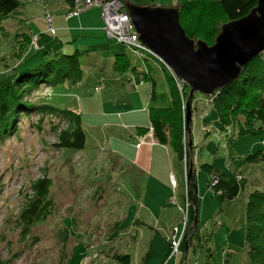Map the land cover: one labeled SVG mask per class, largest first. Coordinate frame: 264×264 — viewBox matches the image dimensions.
I'll list each match as a JSON object with an SVG mask.
<instances>
[{"label":"rangeland","instance_id":"1","mask_svg":"<svg viewBox=\"0 0 264 264\" xmlns=\"http://www.w3.org/2000/svg\"><path fill=\"white\" fill-rule=\"evenodd\" d=\"M142 1L152 6H172L178 0ZM19 2L16 13L0 24V81L16 66L20 73L27 69L36 72L54 57L53 41L58 36L45 30L48 26L42 19L45 15H60L65 1ZM37 5L44 10L35 21L27 10L32 11ZM28 22H33L32 32ZM28 33H32V39L38 35L36 41L43 46L42 50H29L30 44L21 37ZM105 35L97 47L78 44L81 49H88L81 50L80 79L84 80L81 85L54 82L52 71L46 74L49 82L39 83L22 97L29 105L45 104L82 113L87 136L82 149L53 146L56 141L53 126H65L63 116L16 108L12 127L0 129V264H124L113 259V253L129 255L128 264H162L172 229L180 228L181 213L176 208L183 205L186 179L190 178L189 168L187 177L184 176V158L180 160L170 148L162 151L163 164L177 181V188L170 187L169 193L163 186L153 185L148 172H140L137 165L120 161L121 152L128 155L139 147L132 141L130 129H124L121 123L130 124L133 116L144 123L147 119L144 112L122 115L125 106L107 101L114 100L120 89L119 85L114 86L113 80L117 79L111 67L118 55H124L121 57L126 58L129 68H141L142 60L128 47ZM261 58L264 60V51ZM154 66L157 70L153 76L160 91L164 89L162 65L156 62ZM144 87H151L150 81ZM208 98L198 92L194 94L190 133L183 118V142L188 144L189 138L192 141L197 195V229L188 239L185 263L250 264L245 207L251 191L256 188L264 191V130L240 133V126H246L241 113L232 124H223L213 104L206 102ZM185 102L186 99L182 101V117H186ZM39 118H43L41 128H37ZM116 123L120 124L116 126ZM252 123L255 130L263 127L259 121ZM120 133L126 135L125 139L117 140ZM187 151L190 152L188 145ZM258 152L261 159H247ZM222 173L227 179H243L242 189L231 200H219L209 187L211 179ZM44 176L52 180L51 206L43 219L22 232L19 215L35 195V182ZM178 253L180 260L182 249Z\"/></svg>","mask_w":264,"mask_h":264},{"label":"trees","instance_id":"2","mask_svg":"<svg viewBox=\"0 0 264 264\" xmlns=\"http://www.w3.org/2000/svg\"><path fill=\"white\" fill-rule=\"evenodd\" d=\"M133 1L139 3V0ZM177 2L181 6L179 21L187 36L193 39H202L210 45L214 42L217 30L219 31L223 23L247 15L257 5V0H178ZM71 4L72 0H67L68 8ZM19 7V0H0V24L10 14L16 13ZM21 37L24 43H30L32 40L28 35ZM32 49H38V46L37 48H29V50ZM16 55L18 56V54ZM80 55L81 52L79 50H75L71 54L57 55L44 62L42 68L36 72L27 69L20 73L18 70L19 66L12 68L11 74L0 81V129L3 128L6 130L9 126L10 128L12 127L15 115L14 110L16 108L18 111H22V109H26V111L33 109L43 114L48 113L49 115L63 116L66 118L65 126H53L56 135V141L53 143V146L58 149H82L85 145L86 135L81 126L79 114L70 110H58L45 104L29 105L22 100L24 93L32 91L41 82H49L46 80V74L52 71L54 72V82L69 81L70 83H76L82 76L79 60ZM121 56L124 55L116 56L114 61V70L116 71H123L129 68L128 61ZM152 59L142 60L144 70L140 72V79L150 81V100L156 103L149 107V121L153 137L161 145H167L172 149L180 160L185 158L186 167L189 168L190 152L187 151L188 144L186 143V145L183 142L185 136L183 118L186 117H182V101L187 98L189 87L169 72L158 59ZM156 62L162 65L164 76V80H160L162 83L161 86L164 89L160 91L157 90V80L153 76V72L157 70L154 66ZM132 69H135V67ZM35 76H39V78ZM26 83H30L31 85L24 87ZM19 89H21V92H19ZM263 90L264 60L261 58L260 53L243 67L238 79L213 93L214 96L211 103L223 124H232L241 113L246 119L244 123L246 126H240V133L254 134L264 130ZM207 98L208 96H206ZM194 102L192 98L190 102L191 113ZM42 121L43 118H39L37 128H41ZM253 121H259L263 124V127L260 126L255 130L252 126ZM189 125L191 126V121ZM140 131L144 132L145 129H140ZM259 153L249 155L247 159H252V161L259 160L261 159ZM213 179L215 181L217 180V184H213ZM187 182L186 197L184 198L183 205H180V207L183 208L186 199L189 200V206L187 208L188 228L183 235L180 250L184 249L187 235L190 232V224L193 219V205L190 203L196 195L195 176L193 172L191 178L187 179ZM242 183V178L238 177L236 179L232 177L227 179L225 173H222L217 174V177L215 176L211 179L209 187L219 200H231L242 189ZM51 184L52 180L47 176L41 177L35 182L33 186L35 195L19 215V220L23 224L22 232H26L30 226L43 219L48 213L52 203L50 198ZM170 186L172 187L171 182ZM176 188H173V190ZM245 213V240L248 246L250 264H264V191L256 188L250 192ZM65 236H67V232H65ZM169 247L170 244L168 241ZM112 258L124 264H128L130 261L129 255L122 253H113Z\"/></svg>","mask_w":264,"mask_h":264},{"label":"water","instance_id":"3","mask_svg":"<svg viewBox=\"0 0 264 264\" xmlns=\"http://www.w3.org/2000/svg\"><path fill=\"white\" fill-rule=\"evenodd\" d=\"M139 40L172 70L182 83L189 87L185 102L187 131L190 133V102L195 93L211 96L216 90L235 81L243 67L264 51V0H257L251 11L236 20L223 23L214 42L189 38L180 24L181 6L142 5L126 1ZM188 148L191 156L189 176L192 175V141ZM193 205L192 230L187 235L183 253L187 252L188 239L197 227V195Z\"/></svg>","mask_w":264,"mask_h":264},{"label":"crops","instance_id":"4","mask_svg":"<svg viewBox=\"0 0 264 264\" xmlns=\"http://www.w3.org/2000/svg\"><path fill=\"white\" fill-rule=\"evenodd\" d=\"M64 1L65 2L61 5L60 10H59L61 14L59 13L60 15L57 14L58 16H55V17L51 16V22H50L51 27L54 29V34L58 36V38L53 41L56 45L55 51H54V57L57 55L61 56V55L68 54V53L71 54L70 52L72 50H79L81 52V55H80L81 57L83 54L82 51H85L88 49L83 50L79 47L78 44H86L87 48H92V47L94 48L99 45V39L103 35H105L103 34L104 30H103L102 12L99 7H92L87 10L81 11L77 15L69 16L68 9H67L68 8L67 0H64ZM139 4L147 5L148 3L140 0ZM37 6L38 8H32L33 9L32 11L30 9L27 10L28 14L36 18L35 21L38 20L36 16L42 12V9L44 10L43 7H39V5ZM45 17L46 15L44 16L42 21H44V24L45 23L47 24ZM54 20L56 24L52 25ZM32 23L33 22H28V25H30V32H32V29H33ZM45 30L47 29L45 28ZM28 36L29 38H32V33H28ZM35 36H37V40H38V35H35ZM36 44L39 50L43 49V46L39 45L37 41H36ZM81 59L82 57L79 58V60ZM114 61L111 67L112 71H114V76L116 75V79H117V80H113L115 83L114 86L119 85L120 89L117 90L118 96L114 100L110 98V99H107V101H113L114 104L115 103L120 104V105L122 104V106H125L126 109L123 111L122 115L132 114L133 116V114L144 112L145 119H147L146 123H144L145 121H140L137 117L133 116L130 124L121 123L124 129H128V128L130 129L129 135L131 134L133 135L131 136L132 141H135V144L138 145L139 147H136V150H134V152L131 151L130 153H128V155L121 152L122 155L119 156L120 161H125L134 167H136L135 165H137L139 168L138 170L140 172H143V171L148 172V175H151L153 178V185L163 186L166 189V192L169 193L170 187H171L170 181H169V173H168V169H166L165 165L163 164V158H162L163 156L162 151L166 152L168 150L166 148H169V147L167 145H161L153 137V132H152V128H151L150 121H149V107L156 103L150 100L151 87H147V88L144 87L146 80L140 79L141 78L140 72L144 70L143 61H142L141 68H135V69L127 68L123 71L113 70ZM129 70L130 72H128ZM83 81H84L83 79L82 80L80 79V81H77L75 85L76 86L81 85ZM63 83H70V82L64 81ZM44 85L45 87L47 86L46 84ZM113 92L115 93L116 90L114 89ZM80 100L82 101V99ZM103 108L105 110L107 109V106H104ZM81 114L82 113H79V115ZM80 119H81V126H82L81 116H80ZM119 124L120 123H116V126ZM100 127L101 125L99 126V128ZM140 129H145V131L142 132L140 131ZM83 130L85 132L84 128ZM125 136L126 135H123L120 133L118 134L119 139L117 140H123L125 139ZM141 139H143V141H141ZM168 203L171 204L172 202L168 201ZM176 205L177 204L174 203L175 207ZM178 207H180V205H177V208H176V210L179 211L180 209ZM179 218L181 220V216ZM166 230H169L168 227ZM170 230L167 231V233H170L171 232ZM167 253H168V250L166 252V257H167ZM166 257L162 261V264H174V263L180 264L182 261L185 262L186 253L182 254V257L180 260H179V253L176 255L175 258H172L170 260H167Z\"/></svg>","mask_w":264,"mask_h":264},{"label":"built area","instance_id":"5","mask_svg":"<svg viewBox=\"0 0 264 264\" xmlns=\"http://www.w3.org/2000/svg\"><path fill=\"white\" fill-rule=\"evenodd\" d=\"M126 1L133 0H72V4L68 8V14L69 16L77 15L83 10H87L92 7H99L102 12L103 30L108 38H112L118 44H123L124 46L128 47L130 51L138 56L140 60H153L152 58L160 60L149 47L144 45L139 40L137 32L125 7ZM45 20L48 26L47 31H49L51 34H54V29L50 24L51 16L47 15ZM36 39L37 37L30 41L29 48H37ZM169 71L173 74L171 69H169ZM212 97L213 96H209L206 102L211 103ZM141 141H143V139H141ZM183 172L184 176L187 177L186 161L184 162ZM169 179L172 187L176 188L177 181L173 172L170 173ZM213 181L216 182L215 179H213ZM188 206L189 200L186 199L185 206L183 208L179 207V211L181 213L180 228L174 226L172 229V236L169 239L170 247L167 260L175 258L178 254V251L180 250L183 235L188 228ZM180 264L186 263L182 261Z\"/></svg>","mask_w":264,"mask_h":264}]
</instances>
